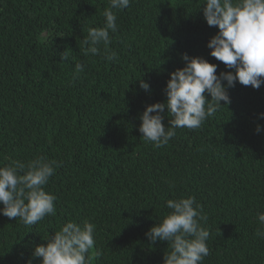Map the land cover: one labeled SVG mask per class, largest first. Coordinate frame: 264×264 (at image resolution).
<instances>
[{"label":"trees","instance_id":"16d2710c","mask_svg":"<svg viewBox=\"0 0 264 264\" xmlns=\"http://www.w3.org/2000/svg\"><path fill=\"white\" fill-rule=\"evenodd\" d=\"M201 2L131 0L116 13L118 58L106 61L84 56L80 42L103 25L109 0H0V166L38 155L62 161L45 186L57 197L54 216L25 226L0 214V264H41L34 247L68 220L96 225L101 255L91 264H163L167 242L151 244L145 233L170 211L167 199L189 195L208 217L202 264H264L255 235L264 211V85L236 82L227 106L199 129H176L164 147L138 130L145 106L166 102L182 54L216 64L217 75L229 71L210 55L218 28ZM76 63L85 68L74 79Z\"/></svg>","mask_w":264,"mask_h":264},{"label":"clouds","instance_id":"9594fccd","mask_svg":"<svg viewBox=\"0 0 264 264\" xmlns=\"http://www.w3.org/2000/svg\"><path fill=\"white\" fill-rule=\"evenodd\" d=\"M130 2L109 0L102 13L103 25L89 27L80 42L84 56L102 55L106 61L117 60V52L110 47L118 31L116 13L127 9ZM200 5L207 24L218 28L207 43L210 55L229 71L217 75L216 64L200 56L182 54L184 66L169 73L164 89L166 102L147 104L139 116L138 130L154 148L166 146L178 128H201L221 106L230 103L227 88L234 87L236 82L257 90L264 85V0H202ZM62 57L69 59L67 53ZM84 68L82 63L75 64L74 79ZM139 86L150 91L143 79ZM165 109L169 117L167 127L162 123ZM259 116L264 118V113ZM261 130L257 124L255 131ZM61 166L62 161L48 160L43 155L26 162L10 159L0 166V214L19 218L25 226H35L47 216H54L57 197L47 192L45 186ZM165 206L170 211L145 233L148 241L167 242L169 250L163 253V264H202L210 254V231L204 226L208 217L201 204L189 195L167 199ZM256 219L260 227L255 235L264 239V211L258 212ZM95 231L96 225L88 220H68L51 237H44L46 243L36 245L32 256L41 258V264H91L93 258L101 255L94 248Z\"/></svg>","mask_w":264,"mask_h":264}]
</instances>
